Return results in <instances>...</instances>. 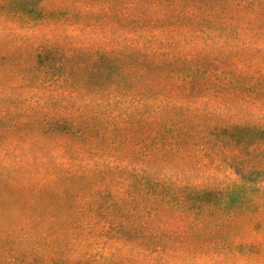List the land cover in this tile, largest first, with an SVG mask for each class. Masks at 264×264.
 Returning a JSON list of instances; mask_svg holds the SVG:
<instances>
[{"label":"trees","instance_id":"1","mask_svg":"<svg viewBox=\"0 0 264 264\" xmlns=\"http://www.w3.org/2000/svg\"><path fill=\"white\" fill-rule=\"evenodd\" d=\"M65 25L85 34V43L76 44L67 33L47 36ZM259 32L261 45L264 0H0V33H7L0 35V134L22 129L45 138L57 130L67 159L48 171L52 178L29 172L24 183L0 179V246L14 243L11 234L37 227L82 229L77 216L86 203L96 210L98 185L129 181L150 185L152 219L174 218L190 227L167 240L166 232L152 235L151 251L159 254L154 258H200L218 250L220 263L240 255L264 260V220L230 212L221 198H209L205 187L180 174L188 167L180 160L197 152L207 160L224 150L234 153L242 130H253V144H264L260 124L226 119L211 104L223 105L225 92L246 90L252 70L264 82V53L260 60L241 54ZM200 39L207 44L184 47ZM43 61L57 63V73L40 76ZM199 99L206 107L195 104ZM42 141L32 143L47 155L49 142ZM165 169L174 180L170 185L166 176L157 178ZM74 182L80 186L72 190ZM45 197L63 202L60 217ZM174 210L180 212L170 215ZM12 253L18 254L15 248Z\"/></svg>","mask_w":264,"mask_h":264},{"label":"rangeland","instance_id":"2","mask_svg":"<svg viewBox=\"0 0 264 264\" xmlns=\"http://www.w3.org/2000/svg\"><path fill=\"white\" fill-rule=\"evenodd\" d=\"M9 26L13 27V24ZM66 26L68 25L62 26V32L48 31L47 36L63 37L67 33L76 44L85 43V34L77 36L72 27ZM18 33L24 32L18 30ZM6 34L0 33L4 36ZM65 39L71 38L66 36ZM251 42L248 50L241 54L260 60L261 54L264 53L260 52V48L264 49V44L260 45V32ZM194 43L200 46L207 44L200 39L192 43L188 41L184 47L190 50L196 46ZM242 46L243 44L238 45L237 48ZM55 59L58 62V59ZM57 69V63L46 66L43 61L40 63L39 75L51 77L52 73H57ZM259 72L258 70L250 72V77L245 81V85L248 86L245 87L246 90L237 91L233 95V90L225 92L227 101H223L225 102L223 105H218L219 100H217L211 103L212 107L219 109L226 119L235 118L237 123L260 124L264 128V105L260 103V90H263L260 84L264 85V82L260 80ZM195 104L202 108L206 107L201 99ZM252 132L253 130H242L239 133L236 137L238 141H234V153L232 150H224L223 154H233L235 159L218 154L214 160H207L202 157V152H197L195 156L180 160L182 164L188 166L180 174L188 178L187 183L191 181L197 183L199 188L205 187L206 193L211 194L209 198H216V196L221 198L224 205L230 208V212L244 213L246 211L244 214H248V218L256 223L264 220V144H253L255 140L252 139ZM61 135V132L55 130L54 134H45L43 138L40 132L25 133L22 129L0 134V179L9 181L17 177L18 182L24 183L23 177L29 172L33 174L39 172L38 176L42 178H48V176L52 178L51 174L48 175V171L60 161L67 160L62 155L63 149L57 145V141L64 138ZM246 136L250 139L241 145L240 140ZM260 136L263 137V135ZM35 138L49 142L51 152L44 155L40 146L32 143ZM161 172L157 178L166 176L165 184L170 185L174 181L172 175L166 169ZM151 176H156L155 172ZM78 186L80 183L74 182L71 189H76ZM98 186L102 197L98 199L94 212L90 211L86 199L82 200L86 205L77 216L85 224L82 229H60L56 226L50 231H43L42 227H37L38 231L34 233L20 231L11 234L10 238L14 240V243L7 242L0 246V264H230L219 262L218 250L209 255H201L200 258H192L186 254L177 255L172 257V260L163 262L154 258V255L159 254L151 251L154 247L151 243L152 235L161 237L166 232L163 239L167 240L168 235L180 236L183 230H190V227H180L182 223L174 218H170L168 223L162 219L161 223L158 219L150 217L152 201L155 198L147 195V188L150 185L146 182L120 181L109 185L108 188L102 184ZM98 197L96 194L95 198ZM158 200H161L160 196ZM43 201L46 205L51 203V208L58 214L57 217L61 216L62 201H55L50 197H45ZM115 202L120 205L118 208L113 206ZM36 210L38 211L39 208ZM179 212L174 210L170 215ZM256 228V224L251 227L254 234L259 231ZM122 234L125 237L119 240ZM23 235L27 237L23 238ZM67 238L72 239L71 244L65 241ZM242 241L238 239L236 242L242 243ZM196 243L202 244L201 241ZM14 248L18 252L16 255L12 253ZM236 249L240 248L236 247ZM231 264H264V260H260V256L247 258L240 255Z\"/></svg>","mask_w":264,"mask_h":264}]
</instances>
